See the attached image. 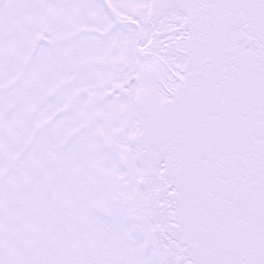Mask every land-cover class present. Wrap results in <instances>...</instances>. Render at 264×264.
<instances>
[{"label": "snow or ice", "instance_id": "1", "mask_svg": "<svg viewBox=\"0 0 264 264\" xmlns=\"http://www.w3.org/2000/svg\"><path fill=\"white\" fill-rule=\"evenodd\" d=\"M0 264H264V0H0Z\"/></svg>", "mask_w": 264, "mask_h": 264}]
</instances>
